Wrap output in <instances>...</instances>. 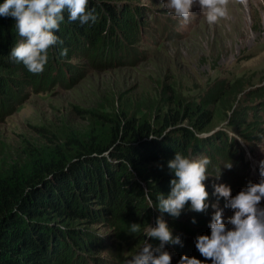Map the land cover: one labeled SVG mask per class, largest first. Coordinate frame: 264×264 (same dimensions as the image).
Listing matches in <instances>:
<instances>
[{
  "label": "rangeland",
  "instance_id": "obj_1",
  "mask_svg": "<svg viewBox=\"0 0 264 264\" xmlns=\"http://www.w3.org/2000/svg\"><path fill=\"white\" fill-rule=\"evenodd\" d=\"M109 5L114 15L105 13L99 4L107 17L102 36L124 43L125 48L118 54L120 62L110 58L115 54L111 50L109 58L101 62L89 50L65 59L63 48L57 43L49 48L48 56L62 64L59 74L67 76L71 71L69 75L76 77L68 87L58 82L48 85L44 80L34 86L24 80L35 74L23 77L0 68V77L10 84L13 101L21 99L20 104L13 105L11 114L0 117L2 177L15 182L32 180L46 165L62 160L65 167H70L79 153L94 157L98 155L94 150L99 149L114 166L126 164L129 180L134 187H141L140 211L123 208V220L140 225V231L131 237L118 216L92 220L80 215L72 219L47 212L34 219L32 222L49 232H71L72 250L62 252L65 255L61 254L59 264H78L77 256L86 264H122L138 253L146 239L154 247L159 244L146 237L160 215L150 200V186L157 188L158 195L167 197V184L174 174L167 167L171 159L158 149L179 152L191 160H210L209 177L204 181L210 194L209 208L192 212L189 202L178 218L163 214L173 236L194 246L196 237L211 234V204L216 203L213 184L230 186L232 196L246 186L230 176L223 166L226 158L235 155L237 176L247 180V184L259 182L260 162L264 161V0H229L226 15L212 25L198 5L192 8L187 22L170 14L161 0H111ZM133 13L137 23L132 38L128 32L133 30L125 22ZM103 28L98 29L101 32ZM109 28L113 30L111 36L107 34ZM57 33L76 44L67 30L59 28ZM16 39L19 42L20 37L17 35ZM48 64L49 60L45 67ZM47 74L58 73L51 70L36 76L44 79ZM203 111L208 118H200ZM177 113L186 114L188 119L171 124ZM197 120L206 123L200 127ZM195 123L197 128L193 127ZM125 124L129 128L124 139L121 127ZM146 126L153 130L148 135L144 132ZM186 129L203 143L202 151L194 153V139L183 140ZM182 143L184 147L179 149ZM124 144L135 150L140 146L145 151L141 173L123 159L110 158V152ZM40 176L50 180L47 174L41 172ZM145 177L149 182L144 181ZM225 203L220 198L219 207L224 208ZM97 204L90 203V209L97 210ZM260 206L264 207V201ZM232 215V210L224 208L223 219L229 229L232 226L227 221ZM77 231L85 232L97 243L86 250L75 246ZM165 250L172 256L171 264H178L177 249L166 245Z\"/></svg>",
  "mask_w": 264,
  "mask_h": 264
},
{
  "label": "trees",
  "instance_id": "obj_2",
  "mask_svg": "<svg viewBox=\"0 0 264 264\" xmlns=\"http://www.w3.org/2000/svg\"><path fill=\"white\" fill-rule=\"evenodd\" d=\"M109 1L111 0H88L86 11L93 12L96 17L95 22L89 21L87 24H81L79 21L71 22L67 19V12L64 13L65 18L59 28L67 30V32L72 34V38L76 40V44H71L66 37L57 32L54 33L62 41L59 44L63 50L67 49V54L63 56L65 59H71L70 55H75L81 50H83V53L89 50L91 56L95 55L98 62H101L105 58H109L108 50H111L115 54H111L110 58L120 62L118 54L125 48L124 43L119 44L117 40L102 36V31H106L103 28L107 20L105 13L115 14L109 5ZM4 2L5 0H0V5ZM99 4L103 6L105 13L99 8ZM121 11L124 13L125 9ZM98 21L99 24L97 26ZM136 23L135 13L130 18H127L125 22L127 28L133 30L128 32L132 38L136 35H134ZM14 25L15 20L12 17L0 16V68L12 73L18 72L24 77L30 72L27 71L22 63L18 64L9 59L11 48L18 42ZM100 26L103 28L101 32L98 29ZM68 29L71 31H68ZM112 31L109 28L107 34L111 36ZM75 32H78L82 37L75 34ZM48 60L50 64L44 67L42 74L51 70L57 71L58 74L55 76L47 74L44 79L40 75H29L27 76L29 80L25 79L24 82L37 86L43 83L44 80L48 85L58 82L67 85V87L75 83L76 77L69 75L71 71L68 72L67 76L64 73L59 74L62 64L56 62L55 58L53 59L50 56H48ZM50 60L54 62L52 63ZM9 86L10 84L0 77V117L11 114L13 105L21 103V99H17L16 103L13 101L15 97L11 93ZM9 94L11 95L9 96ZM205 117L208 118V113L203 111L200 118ZM187 119L188 116L186 114L179 116L177 113L176 117H173V123L171 124ZM197 121L200 127H203L206 123H200V120ZM197 124H193V127L197 128ZM121 128V133L125 139L128 137L129 124H125ZM150 131H153L150 126L144 128L145 135H148ZM115 137H117V134ZM131 138L134 139V137ZM192 139H194L192 132L187 129L184 130L183 140L188 142ZM194 142L195 144L192 147L194 153L202 151L203 143L200 144L198 139H194ZM184 144H180L178 148L182 149L181 147H184ZM80 149L83 150V148ZM135 149L130 144H124L123 147H116L109 155L110 158L117 161L123 159L136 171H140L145 161V151H142L140 146L137 147V150ZM94 151L98 154L94 157L84 156L85 154L79 153L76 159L72 161V166L70 165V167H65V162L59 160L54 164L46 165L43 171L37 169L47 174L50 180H45L40 176L41 172L39 171L32 180L19 182L7 180L0 175V264H59L62 262V257L60 256L61 254L65 255L62 252L72 250L69 240L70 238L73 239V236L70 231L59 232V234L49 232L44 230L41 225L32 222L47 212L59 217L67 216L72 219L85 215L92 220H99L100 217L103 218L105 215H109L118 216V218L123 220L124 207L140 211L138 208L142 201L139 200L141 198V187L137 184L134 187V182L129 180L126 164L121 162L114 166L108 158L102 156L103 150L97 149ZM158 151L169 159H173L175 156V154L169 153L166 148L163 150L158 149ZM226 159L223 166L229 163L232 164V168L228 170L231 174L230 176L234 178L233 180L239 183L243 181L241 185H247V180L237 176L239 170L234 164L235 155ZM144 181L149 182L147 177L144 178ZM167 185H169L167 187V192L169 193L171 190L170 184ZM150 189L153 191L149 195L150 200L155 205L157 203L158 190L152 186H150ZM90 197L94 199L93 202L97 201L99 206L97 210L90 209V203H93L90 201ZM130 225V221L123 220V228L131 237L134 234L130 231ZM74 233L78 235V241L74 240L75 246H79L83 250L92 248L93 244L97 243L85 232L77 231ZM182 244V247L180 245H172L177 249L176 254L179 259L181 257L180 254L184 252V256L195 257L204 261V258L194 245H191L188 241ZM76 261L78 264H86L82 259L79 260L78 256ZM208 262L209 260L204 261V264Z\"/></svg>",
  "mask_w": 264,
  "mask_h": 264
},
{
  "label": "clouds",
  "instance_id": "obj_3",
  "mask_svg": "<svg viewBox=\"0 0 264 264\" xmlns=\"http://www.w3.org/2000/svg\"><path fill=\"white\" fill-rule=\"evenodd\" d=\"M228 4L229 0H161L163 8L184 22H187L192 8L198 5L209 25L226 15ZM87 5L88 0H5L0 5V16L15 20L14 28L20 37L11 48L9 59L22 63L32 74L42 73L48 62L49 48L62 43L54 33L59 31L65 12L71 22H95L93 12L86 11ZM66 54L67 49H64L62 55ZM209 164L207 157L191 160L179 152L168 161L167 167L174 174L170 180L171 190L167 197L162 193L158 195L153 208L160 215L156 217L155 226H150L146 232L147 238L157 240L159 244L154 247L146 239L142 248L126 264H171L172 256L165 246L182 247L183 244L179 236H173L163 214L178 218L189 202V211L192 212H204L209 208V193L204 184L209 177ZM224 167L231 169L232 164ZM259 173V182H249L235 196H232L230 186L213 184L212 195L216 197V203L211 204L214 209L209 223L211 234L199 235L195 241V247L204 261L210 260L211 264H264V207L260 206L264 201V161L260 162ZM215 177L219 180L220 170ZM220 198L226 201L224 208L233 212L227 221L231 229L224 223ZM192 222L195 223V219ZM130 231L139 232L140 225L132 223ZM204 261L185 255L180 257L178 264H204Z\"/></svg>",
  "mask_w": 264,
  "mask_h": 264
}]
</instances>
